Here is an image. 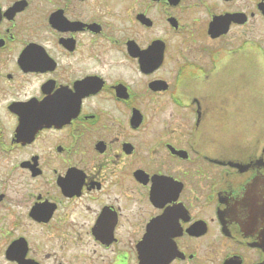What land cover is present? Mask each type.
Segmentation results:
<instances>
[{
    "label": "flooded vegetation",
    "instance_id": "flooded-vegetation-1",
    "mask_svg": "<svg viewBox=\"0 0 264 264\" xmlns=\"http://www.w3.org/2000/svg\"><path fill=\"white\" fill-rule=\"evenodd\" d=\"M0 264H264V0H0Z\"/></svg>",
    "mask_w": 264,
    "mask_h": 264
}]
</instances>
